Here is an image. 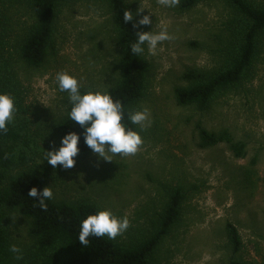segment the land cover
<instances>
[{
	"label": "rangeland",
	"instance_id": "1",
	"mask_svg": "<svg viewBox=\"0 0 264 264\" xmlns=\"http://www.w3.org/2000/svg\"><path fill=\"white\" fill-rule=\"evenodd\" d=\"M126 1L134 12L144 9L135 16L137 22L151 16L152 23L142 25L147 31L166 28L172 36L155 55L145 48L151 67L137 105L150 113V124L141 133L144 143L134 155H112L113 161L90 150L74 158L71 169L48 170L46 187L51 186L55 200H88L117 216L127 214L130 227L115 240L129 245L150 234L170 191L181 187L186 194L182 215L156 249L153 264H229L228 222L243 240L235 256L264 264V38L250 75L239 86L219 94L204 110L181 105L174 91L187 83V69L220 68L232 39L231 6L226 0H203L189 9L180 2L166 8L158 0ZM0 14V70L19 83L25 106L13 121L26 120L42 148L34 163L12 171L18 173L44 166L45 150L59 138L70 104L67 93L57 89L56 74L70 72L79 78L81 90L108 89L119 78L121 52L108 0L62 1L55 21L56 51L40 67L28 66L20 56L22 39L36 20L30 4L0 0ZM199 124L213 131L229 129L246 144V155L234 156L226 144L200 148ZM30 228V218L18 209L9 211V233L23 258L35 242Z\"/></svg>",
	"mask_w": 264,
	"mask_h": 264
},
{
	"label": "trees",
	"instance_id": "2",
	"mask_svg": "<svg viewBox=\"0 0 264 264\" xmlns=\"http://www.w3.org/2000/svg\"><path fill=\"white\" fill-rule=\"evenodd\" d=\"M30 4L36 20L24 35L20 56L31 67H40L47 57L56 51L54 38L55 21L58 6L64 0H23ZM112 19L117 31V45L120 47L119 78L107 90L114 99L124 106L123 123L138 130L128 120V111L135 110L145 96L150 72V61L145 56L135 55L131 44L136 40L135 33L144 26L134 27L135 20L123 23V12L133 7L126 0H108ZM203 0H181L180 6L189 9ZM234 12L229 24L232 39L226 47L224 60L220 68L211 71H199L189 68L183 75L186 84L175 88V97L181 105H195L204 110L210 107L221 93L239 86L251 73L264 38V3L254 0H226ZM3 19L0 14V50ZM0 91L10 93L15 98L16 112L24 111L23 94L19 83L0 70ZM87 91V90H82ZM71 105L68 107L70 110ZM200 148L226 144L236 157L246 155V144L236 140L232 132L225 128L219 131L209 130L198 125ZM80 135V149L75 158L83 157L90 148L84 143V129L68 118V112L59 124V138L50 150L60 146L61 138L69 133ZM42 148L30 131L24 119L12 121L6 133H0V264H153L152 257L159 244L170 233L182 215L185 192L181 187L172 188L165 210L158 216L153 230L144 239L134 245L121 243L115 239L89 237L87 247L78 240L80 222L87 215L94 214L96 203L88 200L65 201L51 199L46 201L47 210H42L38 202L28 197L32 187L42 190L46 187L48 170L58 171L47 161L45 165H36L20 172L34 163ZM38 199V198H37ZM18 209L31 219L30 234L34 246L27 258L17 260L10 252L13 244L8 229L9 211ZM232 256L229 264H248L235 256L242 247L243 240L238 227L227 223Z\"/></svg>",
	"mask_w": 264,
	"mask_h": 264
},
{
	"label": "clouds",
	"instance_id": "3",
	"mask_svg": "<svg viewBox=\"0 0 264 264\" xmlns=\"http://www.w3.org/2000/svg\"><path fill=\"white\" fill-rule=\"evenodd\" d=\"M179 2L180 0H158V3L166 8H174ZM143 10L140 7L136 12L126 9L123 12V23L133 21L134 17ZM151 23V16L144 15L138 24L133 26L139 27ZM135 37L136 40L131 44V51L135 55L143 54L145 48L150 55H155L162 42L172 39L166 28L155 32L140 30L135 33ZM55 83L59 92L67 93V99L71 105L68 118L84 129V143L93 154L105 161H113L112 155L129 156L140 150L144 143L141 133L150 124V113L147 107H137L136 110L128 111V120L132 125L139 126V130H135L122 122L124 106L121 101L114 99L107 89L89 88L87 91H82L79 78L66 70L56 74ZM15 112V98L10 93L0 91V133L8 131ZM79 141L80 135L76 132L65 134L58 148L45 150L44 161L53 168L57 166L66 170L73 168L76 163L74 158L80 151ZM28 197L33 198L38 202L39 207L46 211L48 207L46 201L53 198V191L51 186L44 187L42 190L32 187ZM129 227L130 219L127 214L117 216L110 209L98 208L94 214L87 215L80 222L78 240L87 247L90 236L97 238L106 236L111 240L122 235ZM9 250L16 254L17 260L23 258L21 249L16 244L10 245Z\"/></svg>",
	"mask_w": 264,
	"mask_h": 264
}]
</instances>
